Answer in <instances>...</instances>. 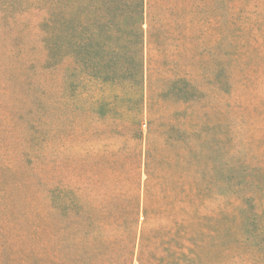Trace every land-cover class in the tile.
Instances as JSON below:
<instances>
[{
    "label": "rangeland",
    "instance_id": "rangeland-1",
    "mask_svg": "<svg viewBox=\"0 0 264 264\" xmlns=\"http://www.w3.org/2000/svg\"><path fill=\"white\" fill-rule=\"evenodd\" d=\"M162 1L152 0V18L143 25L150 78L145 102L139 101L136 86L102 83L77 73L72 80L82 86L68 104L73 112V130L68 132L77 135L68 154L78 159L94 154L93 179L113 192L107 195L117 215L121 201L126 203L125 185L133 173L132 135L140 132L148 142L153 132L155 140L149 139L153 149L160 138L163 142L168 128L179 137L189 134L185 142L175 140L169 148L165 144L160 164L141 171L153 198L159 196L146 226L147 259L152 264H264V0H183L179 5L169 0L165 18H160ZM26 19L32 22L35 17ZM1 34L0 75H5L10 72L6 57L13 45ZM177 76L191 82L194 95L184 101L159 98L155 92L171 89L170 80ZM18 95L12 82L8 90L0 88V156L8 147L7 157L14 159L11 168L0 165V185L9 188V198L17 199L14 212L22 213L17 219L11 216L4 222L2 218L1 227L16 230L22 218L31 221L26 213L29 204L21 199L33 194L43 208L31 243L39 244L54 234L50 249L36 246L40 256L36 264H62L58 226L42 211L48 196H57L62 186L53 161L55 149L36 153L37 167L22 156L18 143L28 131L16 113ZM92 132L101 136L119 132V142L95 141ZM191 132L200 135L190 143ZM84 169L85 164L70 168L69 178L77 180L80 188L85 179L78 178L89 172ZM214 181L219 186L210 183ZM74 185L68 180L71 191ZM97 190L98 204L103 205L108 196ZM161 236H166L165 241ZM0 240V264H25L22 255L27 249L20 233ZM23 240L28 245L26 235Z\"/></svg>",
    "mask_w": 264,
    "mask_h": 264
},
{
    "label": "trees",
    "instance_id": "trees-1",
    "mask_svg": "<svg viewBox=\"0 0 264 264\" xmlns=\"http://www.w3.org/2000/svg\"><path fill=\"white\" fill-rule=\"evenodd\" d=\"M170 1L176 5L183 2ZM165 2L168 4L169 0ZM165 2L163 4L162 1L160 18H165ZM152 11V0H0L1 35H5L13 45L6 57L10 72L0 75V88L8 90L12 82L19 92L20 104L18 108L16 106V113L28 132L20 136L18 147L29 164L37 167L35 154L42 150L46 152L50 147L55 149L53 161L59 168L62 186L57 196H48L42 211L58 226L55 232L59 239L57 246L62 255V264H135L136 259L138 264H152L147 259L149 239L146 226L151 220V210L159 205V196L154 195L153 198L150 184L147 180L143 182L141 171L151 164H160V154L165 144L169 148L175 140L185 142L189 134L179 137L168 128L163 132L166 133L162 135L163 142L160 138V142H155L158 146L153 149V145L149 144L150 137L155 140L153 132H149L151 136H148V142L140 132L137 136L132 135L134 143L129 150L134 151L135 161L132 177L125 185V194H128L126 203L121 201V218L119 213L115 215L112 211L114 201L107 195L113 192L93 179L96 164L94 154L87 155L85 159L68 154L77 135L68 132L73 130L70 126L73 112L68 104L75 100L82 86L80 81L72 80L77 73L102 83L123 82L136 86L140 92L139 101L145 102V85L150 78L148 80L143 25L147 20L150 22ZM33 17L38 18L37 22L26 19ZM38 56L39 61L34 62ZM170 83L173 85L171 89H160L155 94L162 99L166 97L181 101L194 95L193 86L186 77L177 76ZM151 92L154 93L150 88L147 96L150 100ZM47 130L53 133H46ZM199 135V132H191L189 142H192L193 136ZM86 136L90 137L89 132H86ZM91 138L103 142L113 138L119 142V132H104L103 136L92 132ZM7 150L9 152L10 149L7 147ZM6 153L0 156V165L11 168L14 159L7 157ZM84 164V171L89 172L78 178L85 179V185L80 188L76 186L77 180L69 178L70 168ZM68 180L75 182L72 191L68 187ZM210 183L219 186L215 181ZM97 189L108 196L102 206L98 204L100 192ZM7 190L9 188L0 185V237L4 239L20 233L23 248L27 249L22 255L23 262L36 264L40 258L36 246L41 250L50 249L49 239L54 234L39 244L31 243V237L38 227L36 219L40 208H43L33 194L21 199L29 204L26 213L31 221L19 220L17 231L10 229V226L2 228V218L5 222L11 216L17 219L22 214L14 212L17 199L9 198L10 191L7 195ZM43 232L44 235L51 234ZM24 235L28 245H24ZM160 239L165 241L166 236ZM7 244H2L3 255ZM162 247L166 252V245Z\"/></svg>",
    "mask_w": 264,
    "mask_h": 264
}]
</instances>
